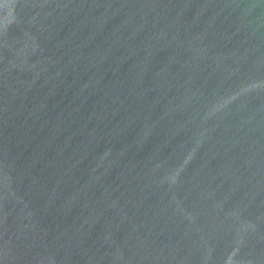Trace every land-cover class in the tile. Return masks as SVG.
I'll use <instances>...</instances> for the list:
<instances>
[{"label": "water", "instance_id": "1", "mask_svg": "<svg viewBox=\"0 0 264 264\" xmlns=\"http://www.w3.org/2000/svg\"><path fill=\"white\" fill-rule=\"evenodd\" d=\"M0 264H264V0H0Z\"/></svg>", "mask_w": 264, "mask_h": 264}]
</instances>
